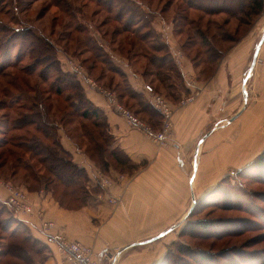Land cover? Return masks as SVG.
Masks as SVG:
<instances>
[{
    "label": "rangeland",
    "instance_id": "rangeland-1",
    "mask_svg": "<svg viewBox=\"0 0 264 264\" xmlns=\"http://www.w3.org/2000/svg\"><path fill=\"white\" fill-rule=\"evenodd\" d=\"M32 1L33 0H0V101L4 99L1 92L4 87H7L8 93L10 94V97L4 100L7 102L14 100L13 109L0 108V140L4 137L9 139L12 136H24L26 134V130H15L13 126L16 123L15 121L18 120L19 114L26 115L31 112H37L34 108L37 98L39 99L38 103L40 101L41 104L45 105L43 106L44 109L51 107L53 111L51 113H55L57 116H60L59 111L62 108L64 109L65 106L60 99L59 101L56 97L46 92L47 86L37 77L38 75L28 78L20 73L18 74L15 69H5V64L16 61L15 59L19 53L18 51L21 44L18 38L19 34H22L26 29H30L36 33L37 36L44 39L47 38V40L55 46V54L62 64L69 58H74L83 62L86 58L91 57V53L84 49L85 46L82 42L83 37L79 35L76 36V38L79 39L78 41H80L77 44L74 41L75 36H71L74 26L71 24L73 26L72 28L67 26L63 29L59 25L63 22H70L68 16L61 13L54 5L47 7V5L53 3L55 0H53V2L40 0L34 4ZM160 1L162 4L159 3ZM167 1L168 0H144L143 5L146 8V12L149 9L152 12L158 11L160 13V6H163ZM65 3L75 17L74 21L83 26H87L88 33L98 38L100 43L105 45V49L109 51V48H107L108 41L105 39V42L102 39L99 26L104 20H107L109 24L100 29L102 32L112 31V29L118 26L114 20H111L110 15L89 0H80V5L78 1L76 2L75 0H65ZM180 4V0H175L171 9L165 10L162 14L155 15L154 22H157L160 18L167 22L168 25L174 22L173 29L171 30L172 35L184 54V60L187 59L195 67L197 72L196 76L199 80L207 81L215 75L219 66L209 65L212 63L203 62L201 55L197 60L194 59L195 55L200 51V46H196L198 38L192 35V40L190 41H194V44L187 43L190 36L188 35L189 26L186 18L178 13L177 6ZM77 6H81V14L75 12L74 9H79ZM138 13L141 14L143 12L141 9H138ZM54 18H57L58 21V25L55 27L52 26ZM190 18L193 19L194 17L190 16ZM218 18L221 19L224 17L221 16ZM235 26L236 25H230L226 27V29H228L227 31L231 32L232 35L234 34V40L236 42L219 43L216 45L218 48L217 53H219V51L223 53L221 54L223 58L221 57L219 59V65L224 63L225 59H227V64L233 65V69L231 67V71L228 72V83L222 91L224 96L223 99L226 102L225 105L228 106L225 111L219 115L216 114L214 117L215 119L220 118V120L235 116L238 113V109L243 104L240 80L245 73L249 72L253 61L251 54L256 47L258 39H260V36L264 33V14L253 24L241 27L237 33L234 31ZM8 39H11L14 45L17 43V46L15 45L16 47L10 49L9 54L6 52V42ZM212 44L215 46V42ZM26 49L27 46H25L21 52L25 53ZM81 51L85 53L83 54ZM116 55L121 59L123 58L117 53ZM22 59H24V57ZM31 63L32 60L27 57L24 59L21 66H28ZM91 63L92 61H89L86 65L88 66ZM263 63L264 57L259 55L255 68L252 71V79L250 81L247 80L248 95L246 94L247 100L244 102V107L246 108L245 110L250 112L249 122L255 117L256 113V110L253 109V105L256 104V97L258 95L257 82L259 71ZM2 66L4 68H1ZM102 68L103 65L98 63V70L95 74L98 75ZM40 70L41 69H38L37 74H39ZM105 70L108 71L107 67ZM62 71L66 73L63 69ZM4 74L13 75V77L6 79L3 77ZM20 75L25 78L27 83L24 84L20 80ZM14 76L18 77V79H14ZM108 76L114 77L116 84H119L120 88H124L125 84L123 77L120 75H111L110 73H108ZM175 78L174 76L172 81L176 83V86H178L177 91H179V80ZM7 80L13 81L10 85L11 87L6 85ZM52 81L53 79H50L49 82ZM170 88V82H165L163 85L157 83L158 90L156 93L166 98L173 106L175 112L176 108H185L194 103L195 97L197 96L196 92L188 93L189 90L187 89L186 93L183 91L185 95L183 94L184 96L177 100L176 93H174L175 96L169 95L170 92L174 91ZM191 95L194 96V100L187 106L180 107V101ZM49 98L51 99L50 101H48ZM130 104H133V101H130ZM46 109L42 110L44 114L47 112ZM129 109L132 110L131 108ZM132 111L135 113L134 110ZM138 117L141 118L140 116ZM141 119L150 124L145 119ZM217 122L218 121L213 122L214 124L212 123L211 126L206 128L205 133L208 134L209 131L215 127ZM247 125L248 121L245 119V116L243 118L240 116L234 121L232 127H228L226 130H219L220 126H218L216 133L214 132L215 134L213 137L207 141L209 143L202 149L203 152L200 154L203 158L205 157L206 165V173L204 176L208 182L219 179L217 182L220 183V186L217 191H211L214 194L210 192L209 196L208 194L204 196L205 198L208 196L206 199L202 197L199 201L197 200V202L201 201L202 204L198 205L193 215L187 218V221L193 223L205 221L208 223V229H197L191 225L186 229L182 224V227L178 225L171 233L159 238V240L157 239L155 242H158V254H164V251H169L166 264H264V172H260V169L253 165H251V167H242L249 160L253 159L254 162L259 156H264V136L257 137L252 135L253 131L251 130V126L249 129ZM152 127L155 128L154 126ZM160 127L155 129L158 130ZM28 130L31 131V134L36 133L33 131V127H28ZM78 141L79 147L84 150L87 146L86 141ZM192 155L193 153L190 154L191 157ZM27 159L25 157V160ZM26 163L35 164V166H37L36 170H39L40 174L46 173L44 167L36 163V159H28ZM98 168L101 169L99 166ZM6 172L11 173V171L8 170H6ZM23 175L24 172L20 170L17 177L10 179L9 177L2 176L0 173V177H4L5 180H11L12 183H9L27 191L26 185L22 180ZM5 180L0 179V181ZM25 180L32 182L30 178H25ZM96 186L97 190L100 191L99 194H103V189L99 185ZM89 187L90 185L88 183L86 184V182H83L81 190L65 187L57 183L53 186L54 198L60 200L64 205L63 207L71 209L80 208L82 207L83 200L92 204L93 200L90 199L92 197H90ZM27 193L29 195L28 191ZM4 225H7L11 231L22 227L13 219V214L8 208L0 202V248H5L8 244V234L1 229ZM22 232L23 231L20 230L19 234H23ZM207 253H212L215 258L212 262H201L200 259Z\"/></svg>",
    "mask_w": 264,
    "mask_h": 264
},
{
    "label": "trees",
    "instance_id": "trees-1",
    "mask_svg": "<svg viewBox=\"0 0 264 264\" xmlns=\"http://www.w3.org/2000/svg\"><path fill=\"white\" fill-rule=\"evenodd\" d=\"M37 1L40 0H33L32 3L34 4ZM48 1L53 2V0ZM75 1H78V4L80 3V0ZM89 1L105 10V12L110 15L111 20H114L118 25L112 29V31L106 32H102L100 29L109 24L107 20H104L99 26V31L102 33L101 37L105 42V39H107V48H109L110 52L105 49V45L100 43L98 38L88 33L87 26H83L74 21L75 17L65 3V0H55L53 3L47 5V7L54 5L61 13L68 16L70 22H63L59 25L63 29L67 26L70 28L74 26L71 36H75V43L78 44L80 42L78 41L79 39L76 38L77 35L83 37L82 42L85 46L84 49L91 53V57L86 58L83 62L79 61L85 66L88 75L95 78V80L104 87L112 90L117 95L119 101L133 110L130 104V101L134 99L133 91L125 79L124 72L113 63L112 55L117 53L128 59L132 65L136 62H141L138 71L145 80L151 84L154 81L162 85L165 82H170V89L174 91L170 92L169 95L175 96L174 93H176V99H180L181 96L177 95L178 86L172 81L173 77L175 76L179 80L180 90L186 92V87L178 70V66L175 63V59L171 55L169 45L164 40L163 34H160L154 27L155 15L162 14L165 10L171 9L175 0H168L163 6H160V13L158 11L152 12L149 9V11L147 10L146 12V8L143 5L144 0ZM180 1L181 4L177 6L178 13L186 18L189 26L188 35L190 36L187 43L194 44V41H190L192 40V35L197 37L198 41H200H196V46H200V51L195 55L194 59L197 60L202 56L203 62L212 63L209 65L214 66H219L218 62L222 57L221 54H223L220 51L217 53L218 48L216 45L219 43L236 42L234 40V34L232 35L231 32H228L226 27L236 25L234 31L237 33L241 27L253 24L264 14V0ZM159 3L162 4L161 1ZM77 7H79V9H74L75 12L81 14V6ZM138 9H141L143 13L139 14ZM190 16L194 18L191 19ZM221 16L224 18H218ZM57 25V18H54L52 26L55 27ZM19 35L18 38L21 44L18 51L19 53L15 59L16 61L5 64V69H15L18 74L20 73L28 78L38 75L37 77L47 86L46 92L56 97L58 100L60 99L65 106L64 109H60V116H57L55 113L52 114L51 112L53 111L51 107L45 108L47 112L44 114L42 110H45L43 108L45 105L41 104L40 101L38 103L39 99L37 98L34 104V108L37 112H31L26 115L19 114V118L15 121L16 123L13 129L26 130V134L24 136H12L9 139L4 137L0 140V173L2 176L13 179L17 177L21 170L24 172L22 180L28 192L45 191L51 192L53 196V186L57 183L65 187L81 190L83 182H86V184L88 183L90 185V197H92L90 199L94 200L100 191L97 190L96 184L91 182L87 170L76 164L73 161L72 154L63 147L61 142L62 133H64L67 138L77 143L79 142L78 140L86 141L87 146L84 149L85 154L93 163H96L106 175L109 174V168L111 166L120 173L132 172L136 169V166L116 146L115 139L109 133L108 124L103 114L87 99L83 83L77 76L66 71L63 66L62 69L68 74L62 71V62L58 60L55 54V46L47 40V38L44 39L37 36V34L30 29L24 30L23 33ZM11 39H8L6 42L7 54L10 53V49L17 46V43H15V46ZM213 42H215V46L212 44ZM25 46H27V49L25 53H22L21 51ZM81 52H83V54L85 53L84 51ZM23 57L24 59L29 57L32 63L28 66H21L24 62V59H22ZM89 61H92V63L87 66L86 64L89 63ZM98 63H101L103 68L101 72L96 75ZM4 67L2 66L1 68ZM106 67L108 71L105 70ZM38 69H41L39 74H37ZM108 73L123 77L125 84L124 88H120V85L116 84L115 78L108 76ZM3 77L10 79L13 75L4 74ZM14 77V79H18V77ZM50 79H53V81L49 82ZM20 80L24 84L27 83L25 78L21 77V75ZM12 82L7 80L6 85L11 87L10 85ZM151 84L150 86L152 87ZM1 92L4 99L10 97L7 87H4ZM4 99L0 101V108L13 109L14 100L7 102ZM50 100L49 98L48 101ZM152 110L150 108L151 112ZM153 112L152 113L157 118L159 114L154 110ZM135 113L140 116L137 112ZM28 127H33V131L36 133L31 134ZM25 157L26 159L28 157L30 160L36 159V163L44 167L46 173L40 174L39 170H36L37 166H35V164L26 163L28 159L25 160ZM251 165L259 168L260 172H264V156H259L249 167H251ZM6 170L11 171V173L6 172ZM25 178L32 179V182H28ZM0 179L5 180L4 177H0ZM10 179L5 181L11 182ZM219 186L220 184L216 186L212 192L215 190L217 191ZM212 192L211 194H214ZM209 195L210 194H208V196ZM206 198L204 197V199ZM56 200L61 206H64L60 200ZM1 204L8 208L13 214V219L22 227L12 231L7 225L1 228L8 234V244L5 248H0V252L4 255H10L19 260L27 261L31 257L30 253L35 252V250L43 249V245L32 236L29 232V228L18 219L16 213L7 206L6 202ZM88 204V201L83 200L81 206H86ZM200 204H202L201 201L196 203L187 218L193 215L195 209ZM187 218L182 223L183 227L186 229L190 225L197 229H208L207 222L199 221L193 223L187 221ZM20 230L23 231V234H19ZM168 254L169 251L164 256L161 264H166ZM214 258L215 256L212 253H207L200 261L212 262ZM26 263L29 264L28 262Z\"/></svg>",
    "mask_w": 264,
    "mask_h": 264
},
{
    "label": "crops",
    "instance_id": "crops-1",
    "mask_svg": "<svg viewBox=\"0 0 264 264\" xmlns=\"http://www.w3.org/2000/svg\"><path fill=\"white\" fill-rule=\"evenodd\" d=\"M154 27L163 34L174 58L180 48L172 35L173 23L168 25L160 18L154 22ZM263 36L264 33L258 39L256 47ZM256 47L251 54L252 59ZM259 55L264 57V42ZM112 59L124 72L125 79L133 91V110L152 126L159 128L161 117L157 115L156 118L151 104L153 95L157 94L158 82L151 84L145 80L138 71L141 62L132 65L128 59H121L116 54L112 55ZM226 61L227 59L219 65L215 75L207 81L197 78L195 67L187 59L183 61V67L178 68L188 93L196 92L197 96L193 104L181 109L176 108L173 117L174 129L166 146L157 145L144 133L130 127L126 120L113 110L105 96L84 85L87 99L103 114L116 146L136 169L120 173L111 166L108 175L115 181L112 189L107 192L103 190V194L98 193L92 204L80 208L61 206L51 192H29V199L35 209L43 210L45 217L55 222L56 233L63 234L70 241H79L91 246L97 254L103 255V264H112L115 257L114 264H161L167 252H161L163 255H159L158 242L155 241L164 237L165 235H161L165 232L171 233L169 230L173 226H181L193 207L194 200L197 202L204 198L220 184L217 182L219 179L208 182L204 176L205 157L200 153L216 133L218 126L219 130H226L234 123H230L234 116L222 120L214 118L228 106L225 105L222 91L228 83V72L231 67L233 69V65L227 64ZM248 73L240 80L243 104L237 112L242 110L240 116H245L247 127L251 126L253 131L252 135L263 137L264 63L259 71L258 95L256 104L253 105L256 113L250 122V112L244 107L245 96L248 95L247 80L250 81L253 76L252 73L248 78ZM183 94V91H177L178 96L182 97L185 95ZM149 107L153 109V113ZM215 121H218L215 127L206 134V128ZM61 142L72 154L73 161L87 170L91 182L95 184L93 178L96 171L101 169L87 157L77 142L67 138L64 133ZM190 152L193 153L192 157ZM252 162L253 159L242 167L249 166ZM120 176L123 179H120ZM6 196L4 188L0 186L1 203L5 202ZM108 197L116 199L118 203L110 204L106 199ZM17 217L43 245V249L30 253L31 257L27 261L0 252V264H63V255L58 246L45 242V236L39 229L40 220L36 216ZM120 251L122 252L119 253Z\"/></svg>",
    "mask_w": 264,
    "mask_h": 264
},
{
    "label": "built area",
    "instance_id": "built-area-1",
    "mask_svg": "<svg viewBox=\"0 0 264 264\" xmlns=\"http://www.w3.org/2000/svg\"><path fill=\"white\" fill-rule=\"evenodd\" d=\"M174 59L178 68H182L184 54L181 50L176 51ZM62 66L66 71L77 76L83 85L105 96L113 110L124 118L130 127L144 133L150 140L159 146H166L168 144L173 129V116L175 110L166 98L159 94H155L151 100L152 107L161 117V127L157 130L139 118L137 114L119 101L114 92L104 88L97 80L88 75L85 67L80 61L69 58L63 62ZM193 100V95L185 97L180 101L179 106H187ZM120 179H123V177L120 176ZM93 182L106 192L110 191L115 184L114 179L101 170L96 171ZM0 186H2L6 192L7 196L5 202L7 206L13 210L17 216H36L40 220L39 229L45 236V242L48 245L58 246V249L63 255V264H103V255L100 256L97 254L91 246L79 241H70L63 234L56 233L55 229L57 226L55 222L48 220L43 210L35 209L25 190L5 181H0ZM106 199L110 204L116 205L118 203L117 200L112 197ZM115 261L116 257L111 263L114 264Z\"/></svg>",
    "mask_w": 264,
    "mask_h": 264
},
{
    "label": "water",
    "instance_id": "water-1",
    "mask_svg": "<svg viewBox=\"0 0 264 264\" xmlns=\"http://www.w3.org/2000/svg\"><path fill=\"white\" fill-rule=\"evenodd\" d=\"M263 42H264V36H263V38L261 39V41L259 42V44H258L257 47H256V50H255V53H254V56H253V61H252V64H251V68H250L249 73H248V78L251 76L252 71H253V69L255 68V65H256V63H257V60H258V57H259V52H260V49H261V46H262ZM245 100H247V96H245ZM241 113H242V110H241L237 115H235L233 118H231L230 123L233 122V121H235V120L241 115ZM193 200H194V199H193ZM196 203H197V202L194 200V205H193V207L191 208V210L189 211V213H188V215L186 216V218L190 215V213L192 212V210H193V208L195 207ZM186 218H185V219H186ZM177 226H178V225L173 226L169 231H173ZM166 234H167V232H165V233L162 234L161 236H164V235H166ZM152 241H153V240H152ZM122 251H124V250H122ZM122 251H120L119 253H121Z\"/></svg>",
    "mask_w": 264,
    "mask_h": 264
}]
</instances>
